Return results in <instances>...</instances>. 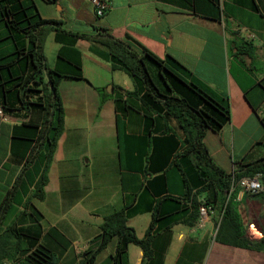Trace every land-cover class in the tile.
I'll return each mask as SVG.
<instances>
[{
	"label": "crops",
	"instance_id": "crops-1",
	"mask_svg": "<svg viewBox=\"0 0 264 264\" xmlns=\"http://www.w3.org/2000/svg\"><path fill=\"white\" fill-rule=\"evenodd\" d=\"M30 1L41 18L59 20L66 30L90 32L101 25L139 52L170 55L192 78L227 98L229 120L203 137L224 172L264 158V0H109L101 17L90 0ZM61 45L54 31L46 34L48 67L56 66ZM91 45L83 38L74 44L83 78L63 77L58 85L64 127L43 198L34 196L43 158L27 160L37 136L32 125L40 124L42 111L3 109L0 207L10 191L11 200L0 232L28 224L32 204L42 215L39 243L52 253L53 264H113L116 236L92 262L85 260L100 242L104 218L123 209L139 238L151 224L145 252L128 244L127 264H264V248L216 238L219 200L202 216L193 205L210 191L203 190L201 170L177 119L148 109L141 92L128 94L132 78L112 69ZM99 89L107 94L103 102ZM230 193L225 201L231 198L244 233L254 242L264 238V185L258 193L241 188ZM25 257L0 251V264H29Z\"/></svg>",
	"mask_w": 264,
	"mask_h": 264
},
{
	"label": "trees",
	"instance_id": "trees-1",
	"mask_svg": "<svg viewBox=\"0 0 264 264\" xmlns=\"http://www.w3.org/2000/svg\"><path fill=\"white\" fill-rule=\"evenodd\" d=\"M0 19L3 24L0 34L9 38L0 45V104L11 112L18 108L42 111L40 124L32 125L35 128L31 131L32 136L35 132L37 136L27 159L43 158L35 197L43 198L49 165L64 127L59 82L63 77L83 78L80 52L74 46L78 38H83L92 44L90 48L94 54L110 62L112 69L123 70L132 78L134 89L126 91L128 94L141 92L143 105L174 116L186 132L189 151L201 170L203 190L210 191L203 199L212 209L214 202L220 201L221 220L216 238L232 245L264 248V238L254 242L244 233L240 218L231 205L230 196L234 191L229 192L232 176L238 178L261 172L264 185V158L242 165L234 174L226 173L212 161L203 142L208 129L218 131L229 120L227 98L192 78L190 72L170 55L159 58L146 48L139 52L105 26L95 25L90 32L66 30L59 20L41 18L30 0H0ZM49 31H54L56 41L62 43L55 67H48L43 52V40ZM99 91L103 102L107 94L102 89ZM10 193L6 194L0 207V225L11 200ZM229 193L230 199L226 202ZM193 205L199 210L200 200L194 198ZM30 206L28 224H11L0 232V251L6 255L24 254L25 262L29 264H53L52 253L39 243L42 215L32 204ZM100 227V242L85 262H92L96 253L114 236L118 242L112 256L113 264H127L129 243L140 245L145 252L151 224L144 237L139 238L127 225L124 210L119 209L107 215Z\"/></svg>",
	"mask_w": 264,
	"mask_h": 264
},
{
	"label": "built area",
	"instance_id": "built-area-1",
	"mask_svg": "<svg viewBox=\"0 0 264 264\" xmlns=\"http://www.w3.org/2000/svg\"><path fill=\"white\" fill-rule=\"evenodd\" d=\"M93 5L95 15L101 17L105 14L109 6V0H90ZM4 117V111L0 104V118ZM234 174V173H232ZM241 188L248 193H258L263 189L262 173L256 172L253 175H244L240 177L232 176L229 192ZM213 211L211 206L205 202L203 198L200 199L199 212L200 215H206ZM202 219H200L201 221Z\"/></svg>",
	"mask_w": 264,
	"mask_h": 264
},
{
	"label": "rangeland",
	"instance_id": "rangeland-1",
	"mask_svg": "<svg viewBox=\"0 0 264 264\" xmlns=\"http://www.w3.org/2000/svg\"><path fill=\"white\" fill-rule=\"evenodd\" d=\"M3 26V24H2V21H1V19H0V32H2L1 30H3V29H1V27ZM4 35H2V34H0V45L2 44V43H6L8 40H9V38H7V37H3Z\"/></svg>",
	"mask_w": 264,
	"mask_h": 264
},
{
	"label": "water",
	"instance_id": "water-1",
	"mask_svg": "<svg viewBox=\"0 0 264 264\" xmlns=\"http://www.w3.org/2000/svg\"><path fill=\"white\" fill-rule=\"evenodd\" d=\"M107 89H109V91L111 90V85H109L108 87H107Z\"/></svg>",
	"mask_w": 264,
	"mask_h": 264
}]
</instances>
